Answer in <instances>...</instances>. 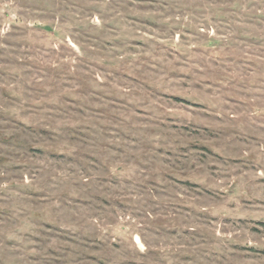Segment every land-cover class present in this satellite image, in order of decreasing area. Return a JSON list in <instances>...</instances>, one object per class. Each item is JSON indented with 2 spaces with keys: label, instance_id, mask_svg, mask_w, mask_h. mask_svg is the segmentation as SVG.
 <instances>
[{
  "label": "rangeland",
  "instance_id": "374dc122",
  "mask_svg": "<svg viewBox=\"0 0 264 264\" xmlns=\"http://www.w3.org/2000/svg\"><path fill=\"white\" fill-rule=\"evenodd\" d=\"M0 264H264V0H0Z\"/></svg>",
  "mask_w": 264,
  "mask_h": 264
}]
</instances>
